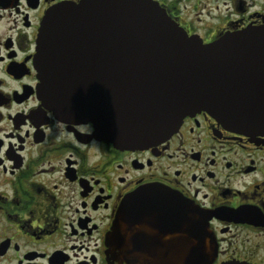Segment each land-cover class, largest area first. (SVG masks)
Returning <instances> with one entry per match:
<instances>
[{
  "label": "flooded vegetation",
  "instance_id": "af4514ba",
  "mask_svg": "<svg viewBox=\"0 0 264 264\" xmlns=\"http://www.w3.org/2000/svg\"><path fill=\"white\" fill-rule=\"evenodd\" d=\"M154 1L203 44L264 27V0ZM79 2L0 0V264H175L180 222L163 206L130 202L124 244L111 238L122 204L149 185L209 217L207 264H264V134L232 132L203 111L161 143L118 148L48 97L41 24Z\"/></svg>",
  "mask_w": 264,
  "mask_h": 264
},
{
  "label": "water",
  "instance_id": "95a60500",
  "mask_svg": "<svg viewBox=\"0 0 264 264\" xmlns=\"http://www.w3.org/2000/svg\"><path fill=\"white\" fill-rule=\"evenodd\" d=\"M37 66L64 115L92 123L95 137L118 148L161 143L203 111L232 132L264 134V27L203 44L154 0L62 3L41 24ZM130 202L163 206L171 220L174 212L175 264L208 263L215 251L209 217L159 186L128 197L111 238L124 244Z\"/></svg>",
  "mask_w": 264,
  "mask_h": 264
},
{
  "label": "clouds",
  "instance_id": "9594fccd",
  "mask_svg": "<svg viewBox=\"0 0 264 264\" xmlns=\"http://www.w3.org/2000/svg\"><path fill=\"white\" fill-rule=\"evenodd\" d=\"M61 127H62V125H61Z\"/></svg>",
  "mask_w": 264,
  "mask_h": 264
}]
</instances>
